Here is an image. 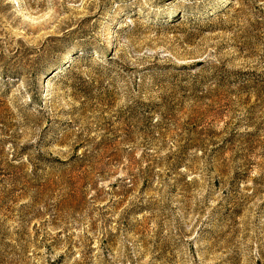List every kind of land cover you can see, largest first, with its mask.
Listing matches in <instances>:
<instances>
[{
	"label": "rangeland",
	"instance_id": "obj_1",
	"mask_svg": "<svg viewBox=\"0 0 264 264\" xmlns=\"http://www.w3.org/2000/svg\"><path fill=\"white\" fill-rule=\"evenodd\" d=\"M0 264H264V0H0Z\"/></svg>",
	"mask_w": 264,
	"mask_h": 264
}]
</instances>
